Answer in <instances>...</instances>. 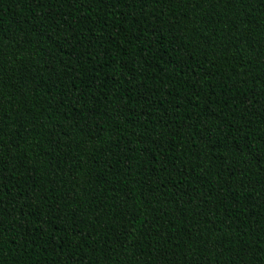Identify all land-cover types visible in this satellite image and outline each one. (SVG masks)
Instances as JSON below:
<instances>
[{
    "label": "trees",
    "instance_id": "obj_1",
    "mask_svg": "<svg viewBox=\"0 0 264 264\" xmlns=\"http://www.w3.org/2000/svg\"><path fill=\"white\" fill-rule=\"evenodd\" d=\"M0 264H264V0H0Z\"/></svg>",
    "mask_w": 264,
    "mask_h": 264
}]
</instances>
